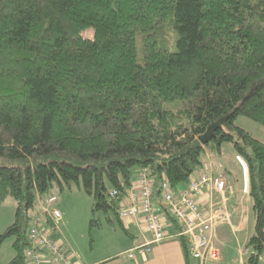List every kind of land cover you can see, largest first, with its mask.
<instances>
[{"label":"trees","instance_id":"16d2710c","mask_svg":"<svg viewBox=\"0 0 264 264\" xmlns=\"http://www.w3.org/2000/svg\"><path fill=\"white\" fill-rule=\"evenodd\" d=\"M171 18L176 51L160 46ZM239 116L264 125V0H0V202L17 203L0 236L14 238L9 264H28L37 216L54 226L43 207L31 210L55 186L82 187L94 198L91 227H102L97 212L113 225L108 214L121 220L138 168L162 196L164 180L180 189L225 143L249 167L255 233L245 264H260L264 142ZM223 171L240 180L228 164Z\"/></svg>","mask_w":264,"mask_h":264},{"label":"built area","instance_id":"2783aa9c","mask_svg":"<svg viewBox=\"0 0 264 264\" xmlns=\"http://www.w3.org/2000/svg\"><path fill=\"white\" fill-rule=\"evenodd\" d=\"M239 159L246 167L243 159L241 157ZM204 187L222 193V201L213 203L209 209L202 207L197 196L202 193ZM161 188L163 204L181 228L177 235L187 238L192 257L202 262L208 256L214 259L219 258V252L213 246L215 230L219 224L230 221V211L225 196L226 177L221 174L211 176L202 172L199 175H193L184 188L175 191L167 180L163 181ZM248 189L247 181H245L244 190L247 192ZM118 195V190L114 189L112 196L116 198ZM154 195L153 180L147 169H141L137 183L133 184L128 195L130 203L126 205L123 201L120 202V218L126 219L143 214L146 228L152 235L147 243L131 249L128 252L130 257L146 254L154 244L163 241L167 236L165 217L155 210ZM56 201V196L50 197L43 206V211L51 215L54 220L61 217L60 210L54 208ZM52 234L53 229L47 225L43 216H37L33 220L29 230L31 246L26 252L28 264H51L46 255V249H50L66 264H79L74 261L75 253L64 250L61 243L53 239Z\"/></svg>","mask_w":264,"mask_h":264},{"label":"crops","instance_id":"0c3cea01","mask_svg":"<svg viewBox=\"0 0 264 264\" xmlns=\"http://www.w3.org/2000/svg\"><path fill=\"white\" fill-rule=\"evenodd\" d=\"M225 164H228L230 169L236 172L240 178V180L236 183L230 182L228 178V183H234L233 187L228 186L225 191L226 204L230 210V221L219 224L215 230L213 246L219 252V258L214 259L208 256L204 262L198 259L199 264H228L227 261L229 259L227 258L229 254L236 255L238 257L239 264H245L247 251V249H245V245L248 243L247 239L249 240L251 237L247 235L246 231L249 226L250 216L248 212L251 208L252 201L250 194L243 189L244 177L242 181V171L240 170L239 165L224 163L221 159V155L219 157L208 154L205 158L204 164L197 169L194 175H199L202 172L211 176H216L217 174L224 175L225 173L223 169ZM138 173L139 168L135 172L133 184L137 183ZM244 174L245 178L248 180L246 170ZM186 186L187 184H184L181 188ZM222 198V193L206 187H204L202 193L197 196V200L200 205L206 209H209L213 203L222 201ZM123 203L126 205L129 204L130 199L125 197L123 199ZM154 203L155 210L165 217V232L167 236L163 241L154 244L151 247V250L144 255L136 254L134 257H130L128 255V252L131 249L147 243L152 238L151 233L148 232L146 228L143 214L118 221L120 228L126 236V243L122 248H119L121 251L116 253V255L119 254L120 257H114L115 254L113 253L99 257L94 256L93 254L87 257L83 255L81 257L79 253L77 254L74 251L73 247H71L61 236L58 235L56 228L59 224V218L53 221L54 226L52 227V237L54 240L61 243L64 250L70 251L67 250V248H72L71 251L75 253L74 261L79 264H191L192 255L189 252L190 256L187 257L181 236L177 235L176 225L168 219L166 211L162 206V196L155 194ZM55 208L58 209L57 207ZM246 236L248 238H246ZM234 243L236 244L237 249L234 248ZM46 255L51 264H66L63 259L55 255L50 249H46Z\"/></svg>","mask_w":264,"mask_h":264},{"label":"rangeland","instance_id":"374dc122","mask_svg":"<svg viewBox=\"0 0 264 264\" xmlns=\"http://www.w3.org/2000/svg\"><path fill=\"white\" fill-rule=\"evenodd\" d=\"M83 33L86 37H93L94 30L92 28H85ZM165 35L166 36L164 38L163 36L160 37V46L167 48L170 51H176L178 48V34L176 30L173 29L172 18L167 22ZM141 45L142 43L139 39V62L142 63L143 55ZM236 124L249 131L255 138L264 142V125L245 116L237 117ZM239 156L240 155L236 156V151L232 144L225 143L223 145V154L221 156L222 161L224 163L239 165V168L242 171V181L243 177L245 179L244 172L246 170L249 184L247 193L250 194L249 167L248 164V168L245 167V165L243 167V163H241L242 161L239 159ZM227 186L233 187L234 183L230 184L227 180ZM52 195L58 198L54 204V208L57 207L61 212V217L59 218V224L56 231H58L59 236H61L71 247H73L77 254L79 253L81 257L83 255L87 257L92 254L99 257L113 253L115 254L114 257H120V255L117 254V256L116 253H119L121 251L119 248H122L126 243V236L120 228L119 222L113 211H110L108 215L114 220V225L108 222L106 213L97 212L96 217L102 222V227H91L90 221L94 216V198L92 195L85 192L84 189L76 183L71 184L70 187H65L64 190H61L59 186H55L52 189ZM43 205L45 206L44 203ZM43 205H41L40 200H38L36 207L31 210V214L34 215L40 211ZM16 209L17 203L12 197L7 198L4 202H0V236L14 222ZM248 214L250 219L246 233L247 235L252 236L255 233V218L251 208L249 209ZM246 238L248 237L246 236ZM248 241L249 240L247 239V242ZM13 243V237L5 238L0 242V264H9L15 256ZM233 246L237 249L235 243ZM246 246L247 245H245V249H247ZM67 250H72V248L68 247ZM248 252H250V249H247L245 258H247ZM227 259H229L227 261L228 264H239L238 257L234 254H229ZM191 264H199L198 259L191 257ZM260 264H264V261L261 260Z\"/></svg>","mask_w":264,"mask_h":264},{"label":"water","instance_id":"95a60500","mask_svg":"<svg viewBox=\"0 0 264 264\" xmlns=\"http://www.w3.org/2000/svg\"><path fill=\"white\" fill-rule=\"evenodd\" d=\"M225 121V119L223 120H220L219 122H216L214 124H212L211 126H209L208 130L200 136V140L203 142V143H206L208 142L212 136L214 135L215 133V130L223 124V122Z\"/></svg>","mask_w":264,"mask_h":264}]
</instances>
